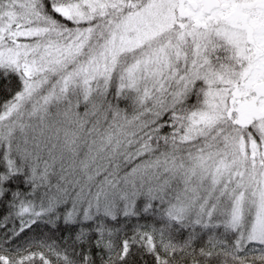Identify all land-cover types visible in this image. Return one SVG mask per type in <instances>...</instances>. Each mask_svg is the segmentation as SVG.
Returning <instances> with one entry per match:
<instances>
[{
	"label": "snow or ice",
	"instance_id": "1",
	"mask_svg": "<svg viewBox=\"0 0 264 264\" xmlns=\"http://www.w3.org/2000/svg\"><path fill=\"white\" fill-rule=\"evenodd\" d=\"M0 93V264H264V0H0Z\"/></svg>",
	"mask_w": 264,
	"mask_h": 264
},
{
	"label": "trees",
	"instance_id": "2",
	"mask_svg": "<svg viewBox=\"0 0 264 264\" xmlns=\"http://www.w3.org/2000/svg\"><path fill=\"white\" fill-rule=\"evenodd\" d=\"M3 99H4V95H3V93H0V101H2ZM81 111H82V109H81ZM6 212H7L6 208H0V214H6ZM9 227H11V224H9ZM44 231H47V229H44ZM36 232H37V234H39L40 229H36ZM64 234H66V232ZM29 235H31V233H29ZM97 264H99V259L98 258H97Z\"/></svg>",
	"mask_w": 264,
	"mask_h": 264
}]
</instances>
